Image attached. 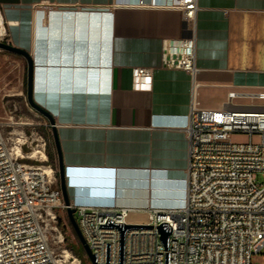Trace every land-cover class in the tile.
Segmentation results:
<instances>
[{
    "label": "crops",
    "instance_id": "crops-1",
    "mask_svg": "<svg viewBox=\"0 0 264 264\" xmlns=\"http://www.w3.org/2000/svg\"><path fill=\"white\" fill-rule=\"evenodd\" d=\"M135 2L0 0V13L33 62L34 103L55 121L70 205L146 219L185 204L192 105L217 111L231 92H264V0H198L194 23ZM194 37L195 76L164 69L165 44ZM135 68L152 71L151 90H134Z\"/></svg>",
    "mask_w": 264,
    "mask_h": 264
},
{
    "label": "built area",
    "instance_id": "built-area-1",
    "mask_svg": "<svg viewBox=\"0 0 264 264\" xmlns=\"http://www.w3.org/2000/svg\"><path fill=\"white\" fill-rule=\"evenodd\" d=\"M131 6L181 11L191 23L199 11L198 0H136ZM2 27L5 38L3 22ZM196 51L195 37L182 40L176 51L166 43L162 67L194 77ZM132 81L135 91H149L152 71L135 68ZM236 99L252 105L238 109L233 106ZM255 101L264 102V92H231L227 108L217 111L192 105L185 204L149 209L144 224L129 222L135 212L130 208L67 206L47 164L46 144L32 148L24 134L9 142L0 126V264H83L67 243L69 208L76 210L78 227L92 254L97 253V264H106L107 243L109 264H119V229L100 227L108 219L138 226L168 223L170 264H252V257L264 249V106ZM235 135L248 141L235 143ZM35 157L41 166L24 162ZM160 237L158 228L127 230L125 264H165Z\"/></svg>",
    "mask_w": 264,
    "mask_h": 264
},
{
    "label": "rangeland",
    "instance_id": "rangeland-1",
    "mask_svg": "<svg viewBox=\"0 0 264 264\" xmlns=\"http://www.w3.org/2000/svg\"><path fill=\"white\" fill-rule=\"evenodd\" d=\"M0 42L8 43L6 37H1ZM27 80L28 64L25 58L0 50V126L2 135L9 142H12L19 138L21 134H24L28 137V145L32 143V148L44 142L48 156L49 145L53 140L52 127L48 119L30 105L27 96ZM233 141L235 143H245L248 141V137L235 135ZM258 141L259 137L255 136L254 142ZM27 151L30 152V149H27ZM24 162L35 167L43 164L40 162L39 157L25 160ZM47 164L52 166L55 172L54 176L58 182V166H53L49 156ZM260 179L261 182H264V177ZM74 216L77 221L78 215L75 214ZM65 221H67L68 225V246L70 245V248H74V254L83 261V264H91L70 222L67 219ZM146 221L147 219L144 216L129 219V222L133 224H144ZM252 264H264V249L252 257Z\"/></svg>",
    "mask_w": 264,
    "mask_h": 264
},
{
    "label": "water",
    "instance_id": "water-1",
    "mask_svg": "<svg viewBox=\"0 0 264 264\" xmlns=\"http://www.w3.org/2000/svg\"><path fill=\"white\" fill-rule=\"evenodd\" d=\"M0 50H4L13 54H17L25 58L28 64V80H27V96L28 101L30 105L38 111L40 114H42L45 118L48 119L50 122V125L52 127L53 131V137L54 142L56 145V149L59 154V177H60V184H61V190L63 193V199L67 206H70L69 198L66 191L65 186V172H64V166L62 161V156L60 153V145L59 140L56 132V124L53 120L52 116L41 109L39 106H37L33 101V90H34V65L33 62L29 56V54L19 48H16L8 43H2L0 42ZM75 209L69 208L67 211L68 214V220L73 228V230L76 233L77 238L79 239L81 245L84 248V251L88 258L90 259L92 264H97V253L92 254L89 246L87 245L86 241L84 240L81 231L78 227L77 221L75 219ZM100 227H109V228H117L120 231V249H119V264H125V234L126 231L129 229H141V228H158L159 233H161V243L165 246V264H170V251H169V235L172 232V227L168 223H163L160 226H138V225H125L121 223H114V221L108 219L106 224H100ZM110 262V243H107V251H106V264H109Z\"/></svg>",
    "mask_w": 264,
    "mask_h": 264
},
{
    "label": "trees",
    "instance_id": "trees-1",
    "mask_svg": "<svg viewBox=\"0 0 264 264\" xmlns=\"http://www.w3.org/2000/svg\"><path fill=\"white\" fill-rule=\"evenodd\" d=\"M48 156H49V159L51 160V163L53 164V166H55V167L58 166V170H59V154H58V151L56 149V145H55V142H54V137H53L52 142L49 145ZM58 178L60 179L59 173H58ZM67 240H68V238H67ZM69 248H70V245H69ZM80 248H81V245H80ZM70 249L73 251V253H75V251L73 250L74 248L73 249L70 248ZM80 250H82V249H80Z\"/></svg>",
    "mask_w": 264,
    "mask_h": 264
},
{
    "label": "bare ground",
    "instance_id": "bare-ground-1",
    "mask_svg": "<svg viewBox=\"0 0 264 264\" xmlns=\"http://www.w3.org/2000/svg\"><path fill=\"white\" fill-rule=\"evenodd\" d=\"M4 35V29L2 27V18L0 17V38Z\"/></svg>",
    "mask_w": 264,
    "mask_h": 264
}]
</instances>
